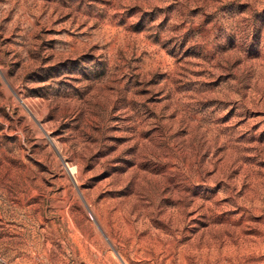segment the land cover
Returning <instances> with one entry per match:
<instances>
[{
  "label": "rangeland",
  "instance_id": "obj_1",
  "mask_svg": "<svg viewBox=\"0 0 264 264\" xmlns=\"http://www.w3.org/2000/svg\"><path fill=\"white\" fill-rule=\"evenodd\" d=\"M0 264H264V0H0Z\"/></svg>",
  "mask_w": 264,
  "mask_h": 264
},
{
  "label": "bare ground",
  "instance_id": "obj_2",
  "mask_svg": "<svg viewBox=\"0 0 264 264\" xmlns=\"http://www.w3.org/2000/svg\"><path fill=\"white\" fill-rule=\"evenodd\" d=\"M68 168H69V170H70L71 175L75 176V174H76V172H77L76 167L69 166Z\"/></svg>",
  "mask_w": 264,
  "mask_h": 264
}]
</instances>
